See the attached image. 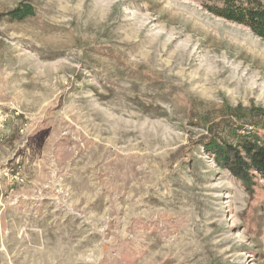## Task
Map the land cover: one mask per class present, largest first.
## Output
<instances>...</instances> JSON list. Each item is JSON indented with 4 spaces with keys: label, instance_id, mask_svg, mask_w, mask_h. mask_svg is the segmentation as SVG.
Returning <instances> with one entry per match:
<instances>
[{
    "label": "rangeland",
    "instance_id": "1",
    "mask_svg": "<svg viewBox=\"0 0 264 264\" xmlns=\"http://www.w3.org/2000/svg\"><path fill=\"white\" fill-rule=\"evenodd\" d=\"M249 135L248 28L195 0H0V264H264V180L204 144Z\"/></svg>",
    "mask_w": 264,
    "mask_h": 264
},
{
    "label": "trees",
    "instance_id": "2",
    "mask_svg": "<svg viewBox=\"0 0 264 264\" xmlns=\"http://www.w3.org/2000/svg\"><path fill=\"white\" fill-rule=\"evenodd\" d=\"M204 10L227 22L248 28L264 40V0H195ZM12 19L23 20L34 14L32 7L21 5L11 11ZM216 164L228 170L250 190L255 179L264 180V140L237 136L233 142L204 143Z\"/></svg>",
    "mask_w": 264,
    "mask_h": 264
}]
</instances>
